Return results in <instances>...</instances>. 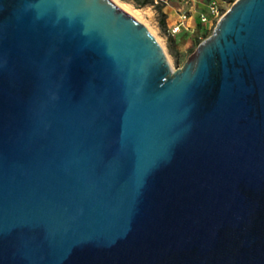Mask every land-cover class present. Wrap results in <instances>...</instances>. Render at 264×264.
<instances>
[{
	"label": "water",
	"instance_id": "water-1",
	"mask_svg": "<svg viewBox=\"0 0 264 264\" xmlns=\"http://www.w3.org/2000/svg\"><path fill=\"white\" fill-rule=\"evenodd\" d=\"M0 264H264V0L176 71L113 0H0Z\"/></svg>",
	"mask_w": 264,
	"mask_h": 264
},
{
	"label": "rangeland",
	"instance_id": "rangeland-1",
	"mask_svg": "<svg viewBox=\"0 0 264 264\" xmlns=\"http://www.w3.org/2000/svg\"><path fill=\"white\" fill-rule=\"evenodd\" d=\"M131 16L143 23L155 36L164 51L172 71L181 69L196 51L199 42L209 38L216 24L208 29L198 20V12H204L205 6L213 0H198L197 4H181V0H153L152 4L140 7L135 0H113ZM155 1L158 3L156 4ZM227 12L237 1L214 0ZM192 16L189 29L172 35L171 28L178 21L180 10ZM137 10V11H136ZM197 11V12H195ZM131 12V13H130Z\"/></svg>",
	"mask_w": 264,
	"mask_h": 264
},
{
	"label": "built area",
	"instance_id": "built-area-1",
	"mask_svg": "<svg viewBox=\"0 0 264 264\" xmlns=\"http://www.w3.org/2000/svg\"><path fill=\"white\" fill-rule=\"evenodd\" d=\"M197 2L198 0H181V4H184V6L190 5V3L197 4ZM155 3L157 4L158 2L155 1ZM205 8L206 9L204 12H198V20L202 26H206L208 29H211L215 24H217L219 19L224 15L225 11L224 8L220 7L214 0L208 3ZM180 12L181 13L179 15L178 21L173 24L170 30L172 35L181 32L183 28H190L192 16L188 15V13L182 9Z\"/></svg>",
	"mask_w": 264,
	"mask_h": 264
},
{
	"label": "trees",
	"instance_id": "trees-1",
	"mask_svg": "<svg viewBox=\"0 0 264 264\" xmlns=\"http://www.w3.org/2000/svg\"><path fill=\"white\" fill-rule=\"evenodd\" d=\"M230 2H233V0H228ZM135 2L140 6V7H144L146 5L152 4L153 0H135ZM201 42H199L200 44ZM198 44V46H199Z\"/></svg>",
	"mask_w": 264,
	"mask_h": 264
},
{
	"label": "bare ground",
	"instance_id": "bare-ground-1",
	"mask_svg": "<svg viewBox=\"0 0 264 264\" xmlns=\"http://www.w3.org/2000/svg\"><path fill=\"white\" fill-rule=\"evenodd\" d=\"M137 11V10H136ZM131 13V12H130Z\"/></svg>",
	"mask_w": 264,
	"mask_h": 264
}]
</instances>
